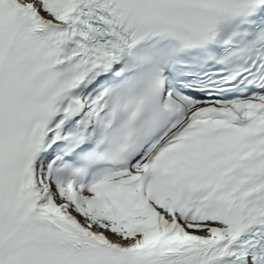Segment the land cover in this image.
<instances>
[{
	"label": "snow or ice",
	"instance_id": "6c2138e0",
	"mask_svg": "<svg viewBox=\"0 0 264 264\" xmlns=\"http://www.w3.org/2000/svg\"><path fill=\"white\" fill-rule=\"evenodd\" d=\"M0 264H264V0H0Z\"/></svg>",
	"mask_w": 264,
	"mask_h": 264
}]
</instances>
